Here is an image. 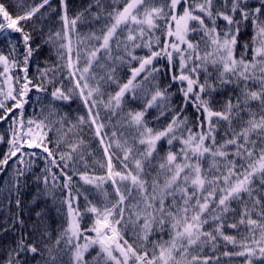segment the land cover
Returning a JSON list of instances; mask_svg holds the SVG:
<instances>
[{"label":"snow or ice","instance_id":"obj_1","mask_svg":"<svg viewBox=\"0 0 264 264\" xmlns=\"http://www.w3.org/2000/svg\"><path fill=\"white\" fill-rule=\"evenodd\" d=\"M68 11V0H59L62 26L43 40L57 63L34 80L29 62L39 45L23 22L57 9L40 0L14 17L0 3V35L9 43L8 54L0 52V123L7 125L0 203L17 209L0 231L25 225L21 195L30 175L33 203L67 191L66 227L53 238L41 220L40 239L21 233L0 264H221V256L264 264V0H93L85 12L99 27L83 36L77 25L88 18ZM8 30L21 33L23 53ZM123 67L129 75L121 82ZM161 76L169 79L164 87ZM111 85L116 90L107 91ZM173 85L179 107L171 105ZM141 99L142 108L126 110ZM74 100L84 113L72 118L57 102ZM26 106L34 109L27 118ZM153 108L155 121L171 114L170 121L149 126ZM102 111L108 123L118 117L114 130L105 131ZM85 128L103 159H86L93 154Z\"/></svg>","mask_w":264,"mask_h":264},{"label":"trees","instance_id":"obj_2","mask_svg":"<svg viewBox=\"0 0 264 264\" xmlns=\"http://www.w3.org/2000/svg\"><path fill=\"white\" fill-rule=\"evenodd\" d=\"M40 0H0V3H3L7 10L12 14L14 17L17 15H22L26 10H28L31 6H34L35 4H38ZM93 0H68V14L69 17L75 16L77 13L84 12L85 17L88 18V22L86 23H80L78 22L77 25V31L78 33L83 36L86 35L90 30H94L95 28L99 27V24L97 22H94L89 17V14L85 12V9L88 8L89 4H92ZM52 5L54 8L57 9V12H49L43 19L40 18V14H37L36 17H34L32 20L23 22L25 31H28L33 36L32 46L34 48L39 45V50L35 51L33 54V57L31 58L29 62V76L33 78L34 80H38L39 78V71L38 69H44L49 67L50 65L57 63V56L55 53V49H53L50 45L44 44L43 40L46 38V35L48 34L49 30H59L62 26V22L59 18V0H52ZM42 12L46 11V9H42ZM92 11L95 12L96 8L93 7ZM8 32L11 33V38L14 43H16L19 53L24 52L23 44H22V35L21 33H14L11 32V30H8ZM249 31V36H250ZM248 38V37H245ZM73 42L75 44V37H73ZM0 52L4 54H8L9 52V43L8 38L5 35H0ZM211 70V69H210ZM121 82H124L129 75L128 68L123 67L118 69ZM159 83L161 87L166 86L169 83V79L165 76H161L159 79ZM148 87H151V85H148ZM116 90L115 85H111V87L107 88V91H114ZM154 90V89H153ZM170 92L175 93L171 97V105L174 107H179L182 105L183 100L182 96L177 92V86L173 85L171 89H169ZM231 91V88L225 89L222 91L221 94L216 96V99L218 101H221V103L227 99L229 92ZM149 93V98H150ZM31 97V101H35L36 96L38 95L35 91L29 94ZM41 96V100L43 103H47V98L45 97V94H39ZM57 106L62 110V112H66L71 116L72 118H75V116L79 114L84 113V109L82 104L79 100H74L71 102L70 106L63 103V102H57ZM220 105H217L219 107ZM128 107L134 108V109H140L143 107V99L138 100L133 103L126 104L125 108L127 110ZM33 107L26 106L25 110V116L30 117L33 114ZM40 111V105L37 104L35 106V112ZM158 115V111L156 108L149 109L147 119L149 120V126L151 127H162L166 125L170 119L171 114H168L167 119L161 118L159 122L155 121L153 118ZM185 115L189 117V119H192L193 117V109L191 106H189L186 109ZM102 119L107 122V113L103 112L101 113ZM118 117H113L112 122L108 123V127L105 129V131H112L113 126L116 123V120ZM7 125L0 123V132H3L6 129ZM83 138L87 145V152L92 153L93 155H87L86 159L89 160V162H93L95 159H103V150L102 147L99 144V141L97 138H95L90 130L85 128ZM7 150L6 145H0V157H2L3 153ZM44 167L43 161H38L37 166L34 168V172L39 174L40 170ZM96 174H103L104 169L99 168L96 166L94 169ZM7 179L6 176H0V189H3L5 186L3 184V181ZM78 179V178H77ZM28 188L22 192L21 199L24 203V210L21 213V216L23 220L25 221L24 226L16 225L14 230H11L7 233H4L0 231V259L3 258L4 253L6 250L13 246L15 240L17 237L24 232L30 233L32 235L33 239H40V232L34 231V227H39L40 221H43V224L45 227L48 228L49 232L51 233L52 237L55 238L58 231L62 229L63 227H66V217H67V205L62 204L61 200L66 198L67 191L66 190H60V189H54L53 193L55 196V200H53L52 196L48 197H40L39 199H36V201L33 203V197L36 193V187L37 185L33 182V179L31 175L28 178ZM43 187V185H41ZM90 187V186H85ZM75 192V190H73ZM91 198V197H90ZM97 200H99V197H96ZM0 200H3V197H0ZM79 205L83 207L84 205V199L83 196L79 199ZM75 206V205H74ZM9 209L12 213L17 212V209L14 205H7L6 201L3 203H0V227L5 226L6 223L10 222V216H9ZM41 212L42 216L37 217L36 213ZM90 223V219L88 217H85L82 221V226L86 227ZM226 232L228 234L236 235L235 231L232 229H226ZM126 238L130 239L131 242V233H128V236ZM166 238V237H165ZM224 250L223 245H221L218 250L217 254L222 252ZM229 251H233V247L231 245L228 246ZM93 255L95 252L93 251ZM39 259V258H37ZM31 264H35V262H31ZM221 264H244V258L243 257H232L231 259L227 257L221 256Z\"/></svg>","mask_w":264,"mask_h":264}]
</instances>
